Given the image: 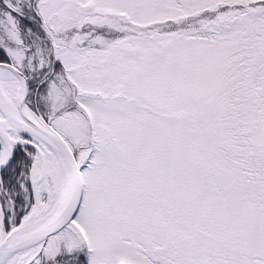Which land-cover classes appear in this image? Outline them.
<instances>
[{
    "label": "snow or ice",
    "instance_id": "snow-or-ice-1",
    "mask_svg": "<svg viewBox=\"0 0 264 264\" xmlns=\"http://www.w3.org/2000/svg\"><path fill=\"white\" fill-rule=\"evenodd\" d=\"M0 264H264V0H0Z\"/></svg>",
    "mask_w": 264,
    "mask_h": 264
}]
</instances>
